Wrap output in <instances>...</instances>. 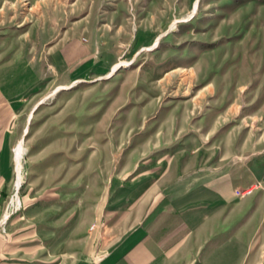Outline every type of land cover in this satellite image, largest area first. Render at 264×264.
Returning <instances> with one entry per match:
<instances>
[{
  "label": "rangeland",
  "instance_id": "obj_1",
  "mask_svg": "<svg viewBox=\"0 0 264 264\" xmlns=\"http://www.w3.org/2000/svg\"><path fill=\"white\" fill-rule=\"evenodd\" d=\"M194 1L0 0V49L20 39L48 43L69 33L95 44L104 38L107 51L124 49L105 71L107 76L39 92L41 102L20 137L25 149L18 186V141L11 150L12 179L2 202L10 214H5L20 211V221L29 225L24 230L35 228L46 252L78 250L81 245L70 239L80 229L89 233L92 256L101 257L114 246L123 228L102 225L91 230L96 205L107 189L125 188L116 183L129 161L140 163L144 157L171 153L178 144L196 142L190 130L174 142L167 140L164 147L136 146L146 130L158 124L159 115L153 116L157 107L179 109L184 103L187 108L201 86L206 95L200 109L218 114L205 156H228L247 166L243 157L249 155V163L258 162L254 166L264 172V0H197L195 8ZM153 31L163 33L160 47H151ZM173 64H191L194 72L178 68L158 79L162 69ZM118 91L125 98L123 105L98 119ZM186 135L192 140L181 142ZM82 223L86 227L80 228Z\"/></svg>",
  "mask_w": 264,
  "mask_h": 264
},
{
  "label": "crops",
  "instance_id": "obj_2",
  "mask_svg": "<svg viewBox=\"0 0 264 264\" xmlns=\"http://www.w3.org/2000/svg\"><path fill=\"white\" fill-rule=\"evenodd\" d=\"M151 34L150 39L157 37L160 47L163 33ZM103 40L98 44L85 42L69 33L48 43L20 39L17 45L0 49V264H264L263 167H255V161L249 163V155L243 157L247 166L228 156H205L204 148H209L217 129L218 114L200 109L206 95L200 91L202 86L191 94L187 108L184 103L179 109L160 111L157 107L153 116L159 115L158 124L147 129L144 141L136 146L164 147L167 140L174 142L178 134L190 130L198 141L191 146L178 144L171 153L144 157L140 163L129 161L116 183L125 188L107 189L96 205L91 230L102 225L123 228L106 254L94 257L89 253L86 229V234L80 229L70 239L81 245L78 250L46 252L36 229L24 230L29 225L20 221V211L5 214L4 197L13 172L11 150L23 138L31 112L41 102L39 92L44 87H72L78 81L107 76L105 71L124 49L107 51ZM178 68L194 72L191 64H173L164 67L158 79ZM119 94L98 119L115 114L123 105L125 98ZM192 119L193 124H189ZM183 139V143L192 140L187 135ZM149 158H153L152 165ZM244 189L247 191L242 195L236 193Z\"/></svg>",
  "mask_w": 264,
  "mask_h": 264
},
{
  "label": "bare ground",
  "instance_id": "obj_3",
  "mask_svg": "<svg viewBox=\"0 0 264 264\" xmlns=\"http://www.w3.org/2000/svg\"><path fill=\"white\" fill-rule=\"evenodd\" d=\"M196 1H194V8L196 6ZM173 23H174V21L171 23V26L173 25ZM156 43H157V37H156L155 41L153 42V44L151 45V47L153 45H155ZM119 64H120L119 62L115 63L112 70L114 71V69H116V67ZM24 149H25V147L22 144V141H19V143H18V145H17V147L15 149V160H16V179H15V186H18V184L20 182V163H21L20 160H21L22 154L24 152Z\"/></svg>",
  "mask_w": 264,
  "mask_h": 264
},
{
  "label": "built area",
  "instance_id": "obj_4",
  "mask_svg": "<svg viewBox=\"0 0 264 264\" xmlns=\"http://www.w3.org/2000/svg\"><path fill=\"white\" fill-rule=\"evenodd\" d=\"M245 191H247V189H244V190H241V191H236V193H239V194H243ZM11 203V199L9 200V204ZM18 204H19V202H18ZM14 208H17L18 207V205H16V204H13L12 205ZM12 207V208H13ZM7 208H8V205H6V207H5V212L7 211L8 213H9V211L7 210ZM5 220V219H4ZM92 226V225H91ZM1 230L2 231H4V226H2L1 225Z\"/></svg>",
  "mask_w": 264,
  "mask_h": 264
}]
</instances>
